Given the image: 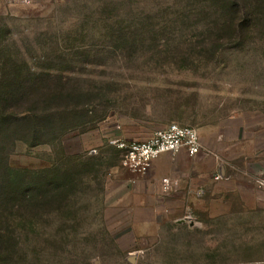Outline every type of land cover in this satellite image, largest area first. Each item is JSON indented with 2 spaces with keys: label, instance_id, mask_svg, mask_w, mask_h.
Instances as JSON below:
<instances>
[{
  "label": "rangeland",
  "instance_id": "374dc122",
  "mask_svg": "<svg viewBox=\"0 0 264 264\" xmlns=\"http://www.w3.org/2000/svg\"><path fill=\"white\" fill-rule=\"evenodd\" d=\"M223 5L0 0V63L52 91L0 125L10 264H264V15L236 35ZM172 122L196 127L205 150L165 191L174 175L148 183L108 140Z\"/></svg>",
  "mask_w": 264,
  "mask_h": 264
},
{
  "label": "trees",
  "instance_id": "16d2710c",
  "mask_svg": "<svg viewBox=\"0 0 264 264\" xmlns=\"http://www.w3.org/2000/svg\"><path fill=\"white\" fill-rule=\"evenodd\" d=\"M219 1L224 3L222 8L225 12L228 11L231 14L229 19H223L221 26L225 29L234 28V34L236 35H245L247 31L242 28L245 26L253 27L259 19L255 15H264V0ZM223 30H219L221 32V35H219L220 40L232 39V36ZM3 63H0V125L7 120L17 122L24 119L27 113L32 112V107L26 105L31 102L29 98L33 96V92H39L40 88H47L46 92H52L50 86L45 81L38 79L35 73L28 70V75H23L18 66H13L11 70H7L8 62L4 63L6 65ZM69 97L62 95L61 92H55V101L62 102ZM70 99L75 100L73 97H70ZM33 133H37V130H34ZM6 253L5 242L0 237V264H10V260H6Z\"/></svg>",
  "mask_w": 264,
  "mask_h": 264
},
{
  "label": "built area",
  "instance_id": "2783aa9c",
  "mask_svg": "<svg viewBox=\"0 0 264 264\" xmlns=\"http://www.w3.org/2000/svg\"><path fill=\"white\" fill-rule=\"evenodd\" d=\"M108 141L121 150L122 166L135 175H145L152 161L164 153L177 154L185 151L187 155L194 157L205 150L197 128L177 122L155 130L142 140L127 139L120 135ZM91 153H96V150H91ZM256 182L264 187L263 177ZM178 184L177 180L165 177L161 185L163 190L170 191Z\"/></svg>",
  "mask_w": 264,
  "mask_h": 264
},
{
  "label": "crops",
  "instance_id": "0c3cea01",
  "mask_svg": "<svg viewBox=\"0 0 264 264\" xmlns=\"http://www.w3.org/2000/svg\"><path fill=\"white\" fill-rule=\"evenodd\" d=\"M188 126H190V125H188ZM198 132H199V130H198ZM201 141H202V138H201ZM166 154H171V153H164L161 156H159L157 159L152 161V163L149 167V170H148V172H150V174H148V176H147L149 179L148 183H150L152 178L162 177V175L163 176L170 175L171 177H173V175H174L173 179L177 180L178 183L181 181V178L179 177L180 175H176V174H178L179 171L181 170V168H183L185 166V162H187L189 159L188 157H191V156L187 155L185 151H180L177 154H171V155H174L175 157H173L172 160H168V159H170V157L165 156ZM202 155L203 154L200 153L197 156H194L193 158H196L198 156L201 157ZM254 158L255 157H252V156H247V158L245 157V159H244L245 166H249L250 163L253 162ZM214 159H215V161H217V163H220L219 164L220 173L223 172V164H221L222 158L219 157V155H217L214 157ZM195 171L200 172V168L198 166H195L194 167V173H195Z\"/></svg>",
  "mask_w": 264,
  "mask_h": 264
}]
</instances>
